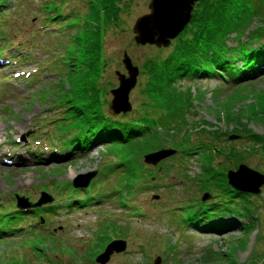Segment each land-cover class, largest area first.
Returning <instances> with one entry per match:
<instances>
[{
    "label": "rangeland",
    "instance_id": "1",
    "mask_svg": "<svg viewBox=\"0 0 264 264\" xmlns=\"http://www.w3.org/2000/svg\"><path fill=\"white\" fill-rule=\"evenodd\" d=\"M89 1L6 0L5 8L1 9L0 53L10 47V55L17 57L12 60L14 64L0 65V214L11 207L15 195L34 204L41 193L48 194L52 198L49 205L55 202L59 206L58 213L46 215V226L82 255V264H96V257L109 243L92 258L99 237L94 232L110 233L115 224L128 225L132 231L125 239L126 252L113 256L107 264H153L157 256L161 258L160 264H264V190L262 199L253 198L249 206L240 198L228 203L220 196L214 200L218 206L205 213L206 206L200 202L204 193L192 185L190 178L182 177L185 169L191 178L198 176L201 172L198 156L184 159L172 156L164 164L152 167L143 162V156L155 151L144 153L139 167L132 168L140 176L148 168L153 180L148 183L139 180L138 186L126 189L120 182L126 167H116L119 159L114 151L120 145H90L89 125L83 123L90 111L80 98L82 91L77 94L68 91V76H77L79 71L74 67L73 72H66L73 36L79 33V28H68V24H82V12L87 10L83 6ZM149 2L132 0L130 12L123 17L125 31L107 35L105 49L110 61L102 88L104 83L116 88L115 72L126 73L122 64L124 52L137 67L147 54L145 47L134 46L132 27L137 18L148 13ZM67 15L71 18H66ZM0 60L6 63L7 56ZM140 82L138 76L129 95L132 109L123 114L129 118L143 113L138 109ZM242 85V90L237 91L238 87L231 83L214 79H185L178 83V88L184 91L190 87L192 91L190 121H204L207 130L229 131L234 125L225 123L226 116L241 110L253 119L247 122L243 117L240 122L257 135H264V75ZM104 98L100 96V100ZM107 98L101 112L109 115L111 95ZM190 137L188 147H193L194 141L198 144L195 135ZM233 142L238 150L250 146L246 140ZM170 146L168 143L163 149H173ZM54 153H69L70 159H47ZM244 164L264 174L261 154ZM171 166L173 169L167 172ZM130 168L129 163L127 169ZM89 171H96L90 185L82 192H73V178ZM153 195H158L159 200H153ZM75 199L82 201V205L65 206ZM212 199L210 194L208 200ZM228 208L233 212L220 218L235 219L236 227L224 233L199 231V226L206 222L200 221L204 216ZM29 235L17 233L1 238L0 264L32 260L29 249L37 243ZM48 244L50 241L44 245ZM51 255L56 258V254ZM69 258L67 253L63 261L68 262Z\"/></svg>",
    "mask_w": 264,
    "mask_h": 264
},
{
    "label": "trees",
    "instance_id": "2",
    "mask_svg": "<svg viewBox=\"0 0 264 264\" xmlns=\"http://www.w3.org/2000/svg\"><path fill=\"white\" fill-rule=\"evenodd\" d=\"M5 2L6 0H0V13L1 9L5 8ZM131 2L132 0H90L83 6L87 10L82 12V24H68V28H79V33L73 36L66 66V70L69 69L66 72H73L74 67L78 68L79 75L68 76V91H75L76 94L82 91L80 98L90 111L89 116L83 120V123L89 125L88 132L92 138L90 145H120L114 151L119 159L116 167H126L120 182L126 189H133L138 186L139 180L152 182V175L146 168L140 176L132 166L139 167V160L144 153L162 149L170 143V147L177 150L172 159L179 155L182 159L198 156L197 162L201 170L198 176L191 178L185 169L182 177L190 178L192 185L197 186L201 193L213 194L212 200L204 202L205 213L218 206L214 200L220 196L225 197L227 202L240 198L249 206L252 199L258 195L233 190L227 184L226 172L236 169L241 163H247L252 156H264V135H257L240 122L243 117L247 122L253 119V116H247L241 110L237 113L229 112L226 116L225 123L234 125L229 131L220 128L207 130L208 124L204 121H190L188 115L193 107L192 91L190 87L181 91L178 83L185 79H214L217 82L231 83L238 87L237 91H241L243 82L263 76L264 0H199L193 8L190 22L170 42L168 48L157 49L154 46L134 44L136 48L147 49V54L138 66L141 80V102L138 109L143 113L137 118H129L123 114L111 117L113 115L101 112V108L107 104L109 89H114L109 83H104L102 88L103 76L110 61L106 56V38L108 34H122L125 31L123 17L130 12ZM67 16L65 17L71 18ZM229 42H235V45H230ZM9 48L1 50L0 58L6 55V62L14 64L15 61L12 60L17 56L10 55ZM132 63L136 65L134 61ZM3 64L5 63L0 60V65ZM102 95L105 96L104 100H100ZM191 134L195 135L198 144L194 141L193 147H188L191 146ZM230 134H241L237 140H246L250 146L236 149L233 140H229ZM50 158L68 161L70 154L54 153L47 157ZM129 163L131 168L127 169ZM172 169L173 166L167 169V172ZM74 191L82 192L81 189H73ZM15 196L11 198V207L1 211L0 239L17 233L21 236L29 233L37 243L29 249L33 259L25 258L17 264H82V255L68 245L61 235L55 237L50 227L46 226V215L58 213L59 204L54 202L34 209L20 210L16 206ZM75 200L65 206L75 208L76 203L82 205V201ZM123 207H126V204ZM227 212L230 214L233 211L228 208L204 216L200 221L206 222L199 226V231L224 233L236 227L238 222L235 219L220 218V215ZM110 231L94 232L99 237L92 258L111 240H125L132 230L128 225L115 224ZM48 241L50 245L45 246ZM53 253L56 258L51 255ZM67 253L70 258L65 262L63 256Z\"/></svg>",
    "mask_w": 264,
    "mask_h": 264
},
{
    "label": "water",
    "instance_id": "3",
    "mask_svg": "<svg viewBox=\"0 0 264 264\" xmlns=\"http://www.w3.org/2000/svg\"><path fill=\"white\" fill-rule=\"evenodd\" d=\"M165 3H172L178 5V0H150L148 4V13L137 18L135 21L132 31L134 34V42L140 46H154L157 49L167 48L170 42L174 40L188 25L192 18V11L195 4L199 0H184L182 7H179L176 12V16L172 17L170 22L166 21L165 25L161 30L166 29V26L171 25L172 29L158 30L156 27H161V23H156V18L159 15L157 13L158 7L162 8ZM176 3V4H175ZM169 11V9H168ZM171 14V12H169ZM167 24V25H166ZM122 64L126 73L119 71L115 72L118 85L116 88L110 91L112 99L110 100L108 112L110 115L117 116L120 114H126L131 111L132 106L129 101L130 92L135 88L137 84V78L139 76V69L132 63L130 57L124 52L122 57ZM240 136L231 135L229 140H237ZM177 153L173 149H159L153 153L146 154L143 156V162L148 166H157L164 160L174 156ZM96 171H89L86 173L78 174L73 178L72 187L74 189H86L91 180L95 177ZM227 184L235 191L241 193H247L253 196H257L261 193V188L264 187V174L248 167L246 164L241 163L237 166L236 170L229 169L226 172ZM17 201V208L20 210L34 209L50 203L52 198L46 194L41 193L39 200L32 204L28 199L24 197L15 196ZM158 195H153V200H159ZM210 198V193L205 192L201 197V201L205 202ZM127 242L122 239H115L109 242L103 253L98 255L95 259L96 264H107L113 255L122 254L126 251ZM161 258L159 256L153 261V264H160Z\"/></svg>",
    "mask_w": 264,
    "mask_h": 264
},
{
    "label": "bare ground",
    "instance_id": "4",
    "mask_svg": "<svg viewBox=\"0 0 264 264\" xmlns=\"http://www.w3.org/2000/svg\"><path fill=\"white\" fill-rule=\"evenodd\" d=\"M183 1L184 0H178V5L176 3H175L176 5H173L171 2L170 3L169 2L168 3H165V1H164V3H163L164 6L162 8H159L158 7L157 13L159 15L156 18L155 24L159 22V23H161V27H156V29L161 30V28H163V26L165 25V23H167L168 21L170 22V20H172L171 18L176 16V14H177L176 10L179 7H182ZM168 9H169V11H168ZM169 12H171V14H169ZM171 29H172L171 25L168 24L166 26V29H163V30H166V32H167V31H169ZM163 30H161V31H163Z\"/></svg>",
    "mask_w": 264,
    "mask_h": 264
},
{
    "label": "flooded vegetation",
    "instance_id": "5",
    "mask_svg": "<svg viewBox=\"0 0 264 264\" xmlns=\"http://www.w3.org/2000/svg\"><path fill=\"white\" fill-rule=\"evenodd\" d=\"M232 170H236V169L234 168V169H232ZM263 190H264V187L261 188V193L257 196L258 198H261V199H262V193H263L262 191H263Z\"/></svg>",
    "mask_w": 264,
    "mask_h": 264
}]
</instances>
